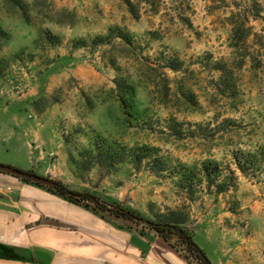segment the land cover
<instances>
[{
    "label": "rangeland",
    "instance_id": "rangeland-1",
    "mask_svg": "<svg viewBox=\"0 0 264 264\" xmlns=\"http://www.w3.org/2000/svg\"><path fill=\"white\" fill-rule=\"evenodd\" d=\"M130 2L0 0V153L12 132L44 177L264 264V0Z\"/></svg>",
    "mask_w": 264,
    "mask_h": 264
},
{
    "label": "crops",
    "instance_id": "crops-1",
    "mask_svg": "<svg viewBox=\"0 0 264 264\" xmlns=\"http://www.w3.org/2000/svg\"><path fill=\"white\" fill-rule=\"evenodd\" d=\"M3 131L14 142L0 153V164L49 175L41 151ZM117 224L0 172V264H191L161 237H144ZM233 261L230 264L259 262L248 257ZM212 264L227 263L214 258Z\"/></svg>",
    "mask_w": 264,
    "mask_h": 264
},
{
    "label": "trees",
    "instance_id": "trees-1",
    "mask_svg": "<svg viewBox=\"0 0 264 264\" xmlns=\"http://www.w3.org/2000/svg\"><path fill=\"white\" fill-rule=\"evenodd\" d=\"M124 1H126L129 6H132L130 0ZM171 68L173 69V67ZM128 108L132 109L131 106ZM142 156H145V158L150 157V153H144ZM235 158L238 169L242 172H245L249 168L246 165L247 163L243 162L237 154L235 155ZM148 163H150V161ZM195 170L196 167L189 169L183 165L179 168V174H182L180 177V185L187 192H191V189L196 184V182L199 184L201 183V179H198L197 175H195ZM200 173L204 175L206 183L208 187H210L212 178H214L213 176L216 175L215 169L205 164L202 166V171ZM22 180L41 187L69 202L81 205L84 208L89 209L95 214L101 216L102 218H105L107 221L118 220L119 222L123 223L117 224L121 229L134 230L142 236L146 233H152L158 237H161L177 251H179L182 256H184L191 264L192 258L198 261L199 264H212L204 250L196 243L191 228L186 225L187 218L181 217L179 212L173 211L168 214H163L158 216V218L155 220L143 218L139 219L135 214L123 208L122 206L113 205L92 194L74 191L62 182L55 181V186L47 187L33 183L26 179ZM217 186V191L219 193H222L226 190L225 184L221 183ZM110 217H112L113 220ZM141 221H144L146 223L145 226L147 227L142 226L143 228H139L138 225L141 224ZM129 223L132 224L130 225Z\"/></svg>",
    "mask_w": 264,
    "mask_h": 264
},
{
    "label": "water",
    "instance_id": "water-1",
    "mask_svg": "<svg viewBox=\"0 0 264 264\" xmlns=\"http://www.w3.org/2000/svg\"><path fill=\"white\" fill-rule=\"evenodd\" d=\"M0 172L18 177L20 179H26L33 183H37V184L47 186V187H53L56 185V182L51 179H48L44 176H40L31 171H24V170L18 169L10 165L0 164Z\"/></svg>",
    "mask_w": 264,
    "mask_h": 264
}]
</instances>
